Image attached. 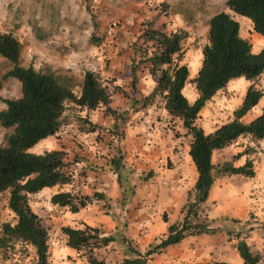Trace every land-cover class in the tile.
I'll return each instance as SVG.
<instances>
[{
	"label": "trees",
	"instance_id": "obj_1",
	"mask_svg": "<svg viewBox=\"0 0 264 264\" xmlns=\"http://www.w3.org/2000/svg\"><path fill=\"white\" fill-rule=\"evenodd\" d=\"M226 5L235 15L248 19L253 31L264 38V0H227ZM185 38L186 34L182 31L165 33L152 28L143 31L139 37L141 46L134 50L130 61L132 80L129 85L131 97L128 98L133 108L136 105L145 108L158 98L167 115L180 121L185 136L189 137L188 155L198 177L182 208L181 223L170 225L167 234L144 253L131 247L128 240L122 237L119 243L125 246L124 255L128 258L123 259L120 264H149L153 255L179 244L186 237L217 233L219 229H212L207 222H199L203 216L202 205L207 201L215 177H254L252 160L247 159L244 165L234 166V161L247 152L232 155L231 160L222 163H214L213 156L242 138L256 142L264 140V105L254 119L242 121L264 95L254 86L264 73V47L254 53L252 45L241 36L239 23L227 12H219L209 20L207 44L202 49L200 68L189 81V69L181 63ZM20 52L21 45L17 38L12 33L0 32V57L12 65V69L0 80V89L2 82L8 78L16 79L21 85V96L3 100L5 109L0 111V126L11 131L5 138V144L0 146V194L8 192V209L16 217L14 225H2L0 249L8 247L12 242H21L33 248L35 264H51L49 228L32 211L29 196L45 188L70 185L73 179L71 172L67 170L69 162L66 161L64 151L52 150L36 154L31 149L40 141L58 133L65 122L63 117L68 104L87 114L104 107L105 116H115L112 118L116 129L128 110L117 114L118 111L110 107L115 94L122 92V87L117 86L115 80L101 81L96 74L86 71L80 93L75 94L67 83L53 73L38 72L32 66H20ZM141 71L147 73L155 86L149 95L139 100L136 97L137 73ZM240 78L251 85L247 88L241 105L234 111L233 119L206 133L197 123L199 113L216 93L224 90L231 81ZM189 82L193 84L197 94L192 103L183 94V89ZM82 119L80 123H86L88 132L101 129L87 118ZM109 145L112 148V142ZM123 161V153L120 148H116L107 166L116 175L122 188L120 205L124 207L128 196L133 193V187L123 177ZM93 201L109 200L100 193L82 197L64 191L50 198L52 205L67 207L71 213H77ZM60 232L67 238L66 245L85 257L87 264H105L104 260L96 257V251L117 242L115 236L106 235L99 228L89 226L79 229L62 227ZM235 237L238 240L236 249L243 264L264 263V256L253 251L241 234L238 233Z\"/></svg>",
	"mask_w": 264,
	"mask_h": 264
},
{
	"label": "rangeland",
	"instance_id": "obj_2",
	"mask_svg": "<svg viewBox=\"0 0 264 264\" xmlns=\"http://www.w3.org/2000/svg\"><path fill=\"white\" fill-rule=\"evenodd\" d=\"M226 2L227 0H90L86 3L84 0H0V32L12 33L19 41L21 45L20 66H32L38 72L53 73L61 81L67 83L75 94L80 93L86 71L93 72L101 81L115 80V84L118 82L129 91L128 84L130 85L132 80L130 61L134 50L141 46L139 37L146 28L157 29L165 33L182 31L186 34L182 43L184 54L181 63L189 69V81L196 76V71L200 68L202 49L207 44L209 20L219 12H227L239 23L241 36L252 45V51L258 53L264 47V38L253 31L248 19L229 11ZM11 69L12 65L0 57V80ZM119 78L122 81H118ZM250 85L251 83L243 78L231 81L224 90L216 93L205 105L199 113L197 123L206 133H210L219 125L231 121L234 111L241 105ZM254 86L264 94V73L256 80ZM183 94L187 99L192 96L197 98L194 86L190 82L185 85ZM20 96L21 85L16 79L8 78L3 81L0 89V111L5 109L3 100L17 99ZM128 101L130 103V99ZM263 105L264 95L259 104L244 116L242 121L249 122L254 119ZM122 112L124 111H118L117 114H122ZM103 113H105V108ZM89 116H93L92 113ZM101 116L102 113L96 112L94 120H101ZM90 117L85 115L84 111L76 109L74 105L68 104L63 117L65 122L61 127L75 122L79 124L80 129L88 128L85 122L80 123V121L82 122V118ZM108 117L115 118L109 115ZM128 119L126 115L117 129L112 124L100 127L98 139L103 141V138L108 137L110 132L118 141L112 145V154L116 148H119L122 135L120 130H123ZM165 124L168 128L175 130L180 121L174 118L167 119ZM60 130L58 133H63V129ZM10 132L0 126V146L5 144V138ZM101 133L104 136H101ZM56 139L55 136L54 142ZM31 152L42 154L46 151L41 145H36ZM240 152L247 153L234 161V166H242L247 159L252 160L254 174L256 170L264 179V141L258 143L247 138L239 139L228 149L214 153L213 162L229 161L232 155ZM127 174L129 173L124 171V179ZM257 184H251L246 195L251 201L256 199L264 204V187L262 184L257 187ZM63 187L29 196V204L33 212L39 209L45 211L43 219L49 228L48 245L51 264H62L63 257L54 255L53 248L51 249L62 242L60 240L62 233L53 220L59 209L49 208L51 206L49 197H52L53 193L63 192ZM243 199L245 200L244 197ZM121 208L124 207L121 206ZM5 223L11 225L16 223L15 215L8 209V192L0 194V229ZM254 227L259 228L256 225L252 226L248 221L244 223L242 231H239L244 233L245 242H250L247 233ZM116 234L118 235L117 242H121L124 236ZM235 236L236 234H233V238ZM235 240L237 244V238ZM251 244L255 247L257 242ZM81 257L87 264V259L80 254L79 259L82 262ZM67 261L72 263L71 259ZM35 263L36 257L31 246L21 242H12L8 247L0 249V264Z\"/></svg>",
	"mask_w": 264,
	"mask_h": 264
},
{
	"label": "crops",
	"instance_id": "obj_3",
	"mask_svg": "<svg viewBox=\"0 0 264 264\" xmlns=\"http://www.w3.org/2000/svg\"><path fill=\"white\" fill-rule=\"evenodd\" d=\"M137 77L136 97L140 100L152 92L155 82L146 72L141 71ZM118 81L122 79L119 78ZM116 85L122 87V92L115 94L110 107L117 111L128 110L126 115L129 117L123 130L119 128L122 134L119 148L124 155V170L129 173L126 178L133 187V193L128 196L124 208L120 205L122 188L116 175L107 166L112 156L109 144L118 142L113 133L109 132L108 137L102 141L97 138L100 129L91 133L87 128L80 129L79 124L74 122L61 127L63 133L55 135V142V136H52L37 145H41L45 151L65 152L73 182L62 186V191L82 197L100 193L109 200L107 205L104 201H93L77 213H71L67 207L50 204V209H59V213L53 217L57 228L79 229L89 226L99 228L116 239V233H119L128 240L131 247L144 253L167 234L170 225L181 223L182 208L187 203L188 193L194 188L198 174L188 155L189 137L185 136L181 124L175 130L167 127V119L173 118L167 115L160 100H155L145 108L139 105L133 108L128 101V97H131L129 84V91L118 82ZM195 99L192 96L188 100L192 103ZM103 109L91 112V117L86 112L85 115L90 117L88 120L92 124L100 127L113 125L114 119L105 116ZM98 111L102 113L101 120L95 121L94 114ZM101 136H104L103 133ZM254 175L250 179L240 176L215 177L207 201L202 205L203 216L199 222L209 221L210 226L219 231L186 237L179 244L153 255L149 264H243L235 248L236 237L233 238V234H241L239 231H242L244 223L248 221L259 228L254 227L247 233L250 242L246 243L253 251L264 256V204L256 199L251 201L246 195L251 184L258 183L257 187L259 184L264 187V179L256 170ZM58 187L60 186L45 188L40 192ZM35 213L44 218L45 211L42 209ZM60 240L62 242L51 249L53 248L54 255L63 257L62 264L86 263L82 257L83 262L79 259L80 254L66 245V236L61 235ZM255 241L257 245L253 247L251 243ZM124 249L125 246L114 242L97 251L96 257L104 260L105 264H120L123 259L128 258L124 255ZM69 259L72 263L67 261Z\"/></svg>",
	"mask_w": 264,
	"mask_h": 264
}]
</instances>
